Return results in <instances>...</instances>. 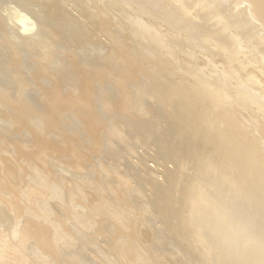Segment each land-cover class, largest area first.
Segmentation results:
<instances>
[{
  "label": "bare ground",
  "instance_id": "bare-ground-1",
  "mask_svg": "<svg viewBox=\"0 0 264 264\" xmlns=\"http://www.w3.org/2000/svg\"><path fill=\"white\" fill-rule=\"evenodd\" d=\"M0 264H264V0H0Z\"/></svg>",
  "mask_w": 264,
  "mask_h": 264
},
{
  "label": "rangeland",
  "instance_id": "rangeland-1",
  "mask_svg": "<svg viewBox=\"0 0 264 264\" xmlns=\"http://www.w3.org/2000/svg\"><path fill=\"white\" fill-rule=\"evenodd\" d=\"M160 25H162V24L160 23ZM163 31H165V29H163ZM165 33H166V32H164V35H165ZM185 58H186V57H185ZM202 66H204V65L202 64ZM138 146H139L141 149H142V147H145V149H144V150L142 149V150H143V151H142L140 148L136 149V148H137V145H136V148H135V149H136L137 151L139 150L138 153H141L140 158L144 157L145 155H146V156H145V158H146V157L149 155V156L146 158V159L149 158V159H148L149 161L146 162V165H148L147 167H149V169H150L151 167H153V168H151V170L153 169L154 172H156L157 175H158L159 171H160V174H161L163 168H162V165H161L160 163H162V162H161L160 160L156 162V159H157V158H155V159L153 158V160H152V157H154V155H155V154H154L155 152L153 151L154 148H153L152 146H150V145L148 146V144H147V145H142V146L139 144ZM152 148H153V150H151ZM136 150H134V151H136ZM140 150H141V151H140ZM152 151H153V152H152ZM143 152H144L145 154H143ZM147 152H148V153H147ZM149 153H151L153 156H152L151 154H149ZM135 154H136V155H135L136 158H138V157H139V154H137V153H135ZM137 155H138V157H137ZM135 156H134V158H133V156H132V157H131L132 159L130 158V160H129V161L132 162L133 164H134V162H136V163L139 162V161H137V159L135 158ZM111 158H113V159H109V157H107L106 160H102V162L100 163L101 166L104 165L105 168H106V166H107V168L110 167V168L112 169V171H113L111 174H104V173L102 172L101 168L99 167V165H96V171L99 172L98 175H99L101 178H100L99 176H97V175H96V172H95V175H94L95 177L93 178L94 182H96V181H97V182H98V181L101 182V180H102L101 183H104V182H106V183H107V182L110 183V184H106V183H105V184H106V187H107L106 189H107L108 191H107L106 189H104V190H106V191L103 190V192H101L100 194H101L102 196L104 195L103 197H106V195H107L106 199H111V200H109V201H110L113 205H115V206H118V205H119L120 207H122L123 210H124L125 212L131 214V216H132L134 219L136 218L135 220H138V221L143 220L145 223H147L146 225H148L149 228H151L152 230H155V229L157 230L158 227H159V223H157L156 220H155L154 213H153V210L150 209V204H149V202H146V201H148V200L150 199V194H149V193H150V188H149V190H148V188H147V190L144 189V188H146L147 186H146V185H143L141 181L135 179V178H138V177H137V174H135V176H136V177L134 176L135 178L133 177L134 174H133V175L131 174L132 177H133V179H135V180H133L132 177H129V176H128V174L130 175V172H131V173H134V172H135L133 169H131V165L129 164V162H126V161H128V160H126V159L123 158V157H122V158L119 157V158L117 159V161H118V162H117V161L114 159L115 157H111ZM107 159H109V160H107ZM121 159H123L124 161H122ZM157 160H158V159H157ZM115 161H116L117 163H116ZM155 162H156V163H155ZM136 163H135V164H136ZM158 163L161 165V167L159 166ZM102 164H103V165H102ZM157 164H158V165H157ZM168 164H169V165H168ZM119 165H120V166H119ZM123 165H124V166H123ZM151 165H152V166H151ZM166 165H168V166H167L168 168H170L169 166H172L171 168L174 167V165H173V164L171 165L170 162H168ZM154 166H155V167H154ZM112 167H113V168H112ZM157 167H158V168H157ZM115 168H116V169H115ZM156 168H157V169H156ZM130 169H131V171H130ZM160 169H161V170H160ZM114 170H117L118 172H116V171H114ZM132 170H133V172H132ZM100 171H101V172H100ZM115 172H116V173H115ZM127 172H128V173H127ZM100 173H103V174H100ZM135 173H137V172H135ZM115 174H116V175H115ZM123 174H124V175H123ZM160 174H159V175H160ZM108 175H109L110 177H109ZM111 175L113 176L112 179H111V177H112ZM119 175H120V176H119ZM159 175H158V177H159ZM67 176H69V175H67ZM96 176H97L98 180H97ZM102 176L105 177V178H103ZM114 177H115V178H114ZM95 178H96V179H95ZM107 178H108V179L110 178V179L107 181ZM120 178H121L123 181L127 182V183H128L129 185H131L132 187H137V186H138L137 188H134V189H135L136 191H138V192H139V190L141 191L142 188L144 187V188H143V189H144V190H143L144 192L141 191V192H139V193H138V192L135 193V192H133V191H131V192L127 191L126 185L121 181ZM100 179H101V180H100ZM115 179H116V180H115ZM159 179H160V180H163V177L160 175ZM111 180H113V181H111ZM103 181H104V182H103ZM109 181H110V182H109ZM115 181H116V182H115ZM119 181L121 182V184L119 183ZM131 182H132V183L136 182V183H134V184L132 185ZM138 182H140V184L143 185V187H142L140 184H137ZM116 183H117L118 185H117ZM136 184H137V186H135ZM108 185H109V186H108ZM110 185H111V186H110ZM112 185H113V186H112ZM122 185H123V186H122ZM139 185H140L141 187H140ZM114 186H117L118 189H119V191L121 190L119 193H121V195H122V193H123L124 196H123V195H122V196L125 197V198H127V200L124 198V201H123L124 203H123V202H119V203L117 204L116 200H114V199H115V196H114L113 192L111 191V189H112L111 187H114ZM121 186H122V187H121ZM145 186H146V187H145ZM108 187L111 188L110 191H109ZM123 187H124V189H123ZM139 187H140L141 189H140ZM121 188H122V189H121ZM114 189H115V187H114ZM86 190H88V192H89L88 187H87ZM116 190H117V188H116ZM86 192H87V191H86ZM107 192H108V193H107ZM109 192H110L111 194H109ZM126 192H127L128 194H127ZM145 192H148V193L145 194ZM104 193H105V194H104ZM142 193H143V194H142ZM126 194H127V195H126ZM129 194H130V195H129ZM128 195H129V197L131 196V197L129 198V200H128ZM145 195H149V197H147V196L145 197ZM110 196H111V198H110ZM113 196H114V197H113ZM133 196H134V197H133ZM108 197H109V198H108ZM123 197H122V198H123ZM142 197H143V198H142ZM113 198H114V199H113ZM131 198H132V199H131ZM148 198H149V199H148ZM112 199H113V201H112ZM130 199H131V200H130ZM133 199H135L137 202H135V200H133ZM138 200H139V201H138ZM126 201H128V202H126ZM133 201H134V202H133ZM149 201H150V200H149ZM114 202H115V203H114ZM139 202H140V204H139ZM141 202H142V203H141ZM127 203H128V204H127ZM136 203H137V204H136ZM145 203H148V204H145ZM121 204H123V205H121ZM125 204H126V205H125ZM129 204H130V205H131V204H134V205H133V206H132V205L130 206ZM135 204H136V206H135ZM143 204H144V205H143ZM124 205H125V206H124ZM141 205H142V206H141ZM128 206H129V207H128ZM137 206H138V208H137ZM134 207H136V208H134ZM142 207H143V209H142ZM145 207H147V208H145ZM148 208H149V209H148ZM132 209H133V210H132ZM135 210H136V211H135ZM137 210H138V212H137ZM148 210H151V211H152V214H151V212L148 211ZM145 211H146V212L148 211L147 213H148V214L150 213V214H149V215H145ZM147 213H146V214H147ZM141 214H142V216H141ZM134 216H135V217H134ZM143 216H144V217H143ZM142 217H143L144 219H143ZM149 217H150L151 219H150ZM147 218H148V219H147ZM145 219H147L146 221H148V222H146ZM151 221H152V222L154 221V222L152 223ZM108 223H109V224H108ZM108 223H105L104 225H105V226H108V225L111 226L112 222H108ZM156 223H157L158 225H157ZM153 226H154V227H153ZM111 228H112V226H111ZM94 229H95V230H94ZM72 230H73V231L75 230L74 226H73V229H72ZM96 230H97V227H95V228H93V229H91V230H89V231H88V230H87V231H83V233H84L85 235H87V236L90 234L91 238H93L95 241H96V239L99 240V239L101 238L100 240H102V241H100V240L98 241V240H97V243H100V247L103 249V247L105 246V244H104L105 239H104V237H97V236L93 233V231H96ZM156 230H155V231H156ZM141 233H142V240H145V241H148V240L154 241V239H153L152 237H156V236H154V234H152V236L149 235L151 238L148 237V238H149V239H148L147 236H145V234H147V227H145V226H141ZM91 234H94L96 237H95V236H92ZM159 236H160V235H159ZM163 236H164V235H163ZM161 238H162V237H161ZM152 239H153V240H152ZM157 240H158V239H157ZM157 240L155 239V241H157ZM160 240H161V239H160ZM160 240H159V241H160ZM157 242H158V241H157ZM105 247H106V246H105ZM106 248H107V247H106ZM89 250H90V249H89ZM89 250L87 251V257L90 256L89 253L91 254L90 257L94 256V255L92 254L91 250H90V251H89ZM104 250H105V249H104ZM106 251H108V249H107ZM166 251L168 252V250H166ZM88 252H89V253H88ZM167 252H166V253H167ZM110 253H111V252H109V254H110ZM111 254H112V253H111ZM111 254H110V256L115 258V256H114V255H111Z\"/></svg>",
  "mask_w": 264,
  "mask_h": 264
}]
</instances>
